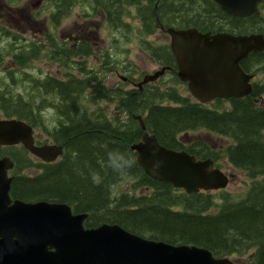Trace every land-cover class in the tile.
<instances>
[{
    "label": "trees",
    "instance_id": "obj_1",
    "mask_svg": "<svg viewBox=\"0 0 264 264\" xmlns=\"http://www.w3.org/2000/svg\"><path fill=\"white\" fill-rule=\"evenodd\" d=\"M17 1L6 0L9 5ZM50 2L54 27L58 28L75 7L83 9L84 17L100 11L107 30L117 35L123 46L137 42L160 68L176 70L169 47L148 40L159 28L264 37V0L258 14L248 18L227 16L212 0H160L156 8L151 2L133 0ZM130 7L139 20L137 28L125 21ZM0 42V64L9 56L20 68L17 73L7 72L11 89L0 91L1 112L6 118L43 130L63 149L59 165L47 168L34 180L15 182L18 197L67 204L75 214L88 216L86 229L115 225L146 240L205 249L216 259L249 256L246 264H264V107L259 102L264 97V52L252 53L240 63L244 73L255 79L247 97L201 105L174 86L145 85L139 91L119 84L106 90L99 72L85 64L90 50L84 43L68 49L64 42L47 39L48 58H56L67 70L64 80H59L25 72L26 64L42 52L41 46L24 44L17 34L1 26ZM75 57L83 59L75 61ZM112 58L106 52L102 55L103 63L126 77L127 85L141 81V74L133 79L132 66L121 65L120 69ZM165 77L182 84L174 72H166ZM98 101H114L116 115L108 118L100 107H90ZM136 117L162 147L186 152L197 160H211L217 169L223 159L241 171L249 181L245 194L234 200L222 193L217 204L211 193L187 194L151 180L137 163L129 175H113L104 166L108 151L120 149L136 160L131 147L143 135ZM197 131L226 138L231 144L215 152L200 141L186 146L179 140L181 135ZM92 172L101 174V186L93 185ZM119 183H130V191L113 197L111 189ZM137 191L145 192L140 195ZM213 208L218 211L213 213Z\"/></svg>",
    "mask_w": 264,
    "mask_h": 264
},
{
    "label": "water",
    "instance_id": "obj_2",
    "mask_svg": "<svg viewBox=\"0 0 264 264\" xmlns=\"http://www.w3.org/2000/svg\"><path fill=\"white\" fill-rule=\"evenodd\" d=\"M212 1L226 15L236 18L257 15L260 3V0ZM166 33L177 65L176 75L187 84L198 103L243 98L251 93L252 76L244 73L240 63L251 53L264 52L262 35H210L174 29H167ZM167 70L145 76L138 88L157 81ZM136 120L143 135L131 150L151 180L170 184L187 194L216 192L227 187L228 177L215 169L210 160H196L185 152L162 147L145 131L141 118ZM0 144H22L48 163L62 155L59 147H34L32 129L15 120L0 122ZM4 174V164L0 162V264H234L229 259H216L202 248L146 240L115 225L85 229L87 215H73L65 205L16 202L9 206L10 180Z\"/></svg>",
    "mask_w": 264,
    "mask_h": 264
},
{
    "label": "rangeland",
    "instance_id": "obj_3",
    "mask_svg": "<svg viewBox=\"0 0 264 264\" xmlns=\"http://www.w3.org/2000/svg\"><path fill=\"white\" fill-rule=\"evenodd\" d=\"M50 0H18L13 6L7 4L6 0H0V26L17 34L22 39L24 44H34L42 47V52L38 58L33 59L24 67L25 72L32 74L40 79L55 78L64 80V66L56 58H48L50 50L47 39L53 37L57 43L64 42L67 48H75V44L84 42L89 46L90 54L84 58L86 66L97 70L99 76L104 79V87L106 90H111L119 84H125L126 89L134 88L133 85L124 83L123 78H126L120 72H111L115 67L107 66L103 63L102 55L105 52H110L116 58L117 63L124 66H132L133 79L139 78L140 74L151 75L159 71L160 67L142 51L137 42L133 41L129 45L123 46L118 40L117 35L111 34L105 26L103 16L100 11H97L94 16L84 17L83 9L75 7L71 10L68 17L60 22L58 28L54 27L50 21V14L54 9L51 6ZM130 16L125 19L133 28L139 27V20L134 17L135 10L133 7L128 8ZM117 39V41H116ZM148 40L152 41L156 46L169 45L170 39L168 35L161 31H157ZM0 44H2L0 42ZM43 45V46H42ZM0 47H2L0 45ZM83 58L75 57V61H81ZM103 66H106L103 69ZM19 66L11 57H3L0 64V91L5 92L11 89V82L7 77V72L17 73ZM74 75L75 71L72 72ZM151 86H160L161 89L174 86L182 94L188 93L185 84H177L169 77H164L162 82L152 83ZM13 93L16 92L12 88ZM260 105L264 107V97L259 100ZM100 107L104 110L108 118H113L118 106L114 101H98L96 105L90 106L92 109ZM42 132V131H41ZM37 133H40L37 130ZM43 133V132H42ZM45 138V137H43ZM179 140L186 146L200 141L207 145L213 151H221L231 144L230 140L206 133L203 131L190 132L183 134ZM220 170L229 178V183L226 189L220 192L211 193L215 196V202L220 204V195L222 193L229 194L232 199L238 200L248 189V179L245 175L232 168L225 160L221 159L217 163ZM131 183V182H130ZM130 183L117 184L119 195L130 191ZM145 191H137L136 194H142ZM217 208H213L212 212L216 213ZM234 264H246L249 256L229 258Z\"/></svg>",
    "mask_w": 264,
    "mask_h": 264
},
{
    "label": "flooded vegetation",
    "instance_id": "obj_4",
    "mask_svg": "<svg viewBox=\"0 0 264 264\" xmlns=\"http://www.w3.org/2000/svg\"><path fill=\"white\" fill-rule=\"evenodd\" d=\"M117 67L121 69V64H117ZM112 72H119V69H115ZM13 119L18 120L16 118H6L0 110V121H9ZM31 129H32V141L34 147L42 148L46 146H54L62 149V147L54 143L50 138V136L46 134L43 130L40 129L39 130L40 133H37V129L32 127ZM62 158H63V149L61 156H59L55 161L48 163L34 156L22 144H15V145L0 144V162H3L4 164L5 179L10 180L9 189L7 193L8 199L10 201L9 206H12L16 202H20L23 204H37L41 202L48 204H57L43 200H28V199L20 198L16 195L14 191L16 189V186L14 184L16 181L19 180H34L37 177L42 176L47 168L59 165L62 161ZM57 205L68 206L67 204H57ZM69 208L73 215H78L74 213V210L71 207Z\"/></svg>",
    "mask_w": 264,
    "mask_h": 264
},
{
    "label": "clouds",
    "instance_id": "obj_5",
    "mask_svg": "<svg viewBox=\"0 0 264 264\" xmlns=\"http://www.w3.org/2000/svg\"><path fill=\"white\" fill-rule=\"evenodd\" d=\"M106 161L104 166L115 176L125 177L131 173L136 167V160L129 157L125 152L120 149H112L106 154ZM155 168V165H153ZM91 181L95 186H101V174L99 172L91 173ZM111 195L114 197L119 195V190L116 186L111 189Z\"/></svg>",
    "mask_w": 264,
    "mask_h": 264
},
{
    "label": "bare ground",
    "instance_id": "obj_6",
    "mask_svg": "<svg viewBox=\"0 0 264 264\" xmlns=\"http://www.w3.org/2000/svg\"><path fill=\"white\" fill-rule=\"evenodd\" d=\"M58 128V127H57ZM58 130V129H57ZM57 135V134H56Z\"/></svg>",
    "mask_w": 264,
    "mask_h": 264
}]
</instances>
